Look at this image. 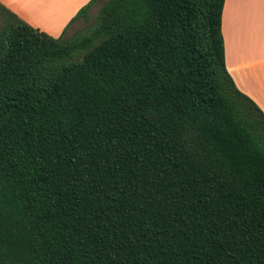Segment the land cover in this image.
Wrapping results in <instances>:
<instances>
[{
    "label": "trees",
    "instance_id": "trees-1",
    "mask_svg": "<svg viewBox=\"0 0 264 264\" xmlns=\"http://www.w3.org/2000/svg\"><path fill=\"white\" fill-rule=\"evenodd\" d=\"M90 0L55 38L0 3V264H264V113L224 0Z\"/></svg>",
    "mask_w": 264,
    "mask_h": 264
},
{
    "label": "crops",
    "instance_id": "crops-1",
    "mask_svg": "<svg viewBox=\"0 0 264 264\" xmlns=\"http://www.w3.org/2000/svg\"><path fill=\"white\" fill-rule=\"evenodd\" d=\"M89 1L0 0V3L32 27L47 34L61 35L70 20ZM53 2L60 7L61 16L58 21L50 23L37 14V7L51 6ZM221 31L227 72L237 89L264 113V0H224Z\"/></svg>",
    "mask_w": 264,
    "mask_h": 264
},
{
    "label": "rangeland",
    "instance_id": "rangeland-1",
    "mask_svg": "<svg viewBox=\"0 0 264 264\" xmlns=\"http://www.w3.org/2000/svg\"><path fill=\"white\" fill-rule=\"evenodd\" d=\"M106 0H101L99 2L94 3L87 12V18H79L77 21L73 23L70 30H66V32L63 35V38L66 37V39H71L75 32L87 29L93 25V23L96 21V16L100 10V7L104 4ZM58 4H55V2L52 3L51 6H40L37 7L38 11L37 14L45 21L54 23L59 20L60 18V7ZM55 7L56 10H55ZM45 32V31H44ZM47 33V32H46ZM63 33V32H62ZM49 34V33H48ZM76 34V33H75ZM55 38L59 37L60 35L49 34Z\"/></svg>",
    "mask_w": 264,
    "mask_h": 264
}]
</instances>
